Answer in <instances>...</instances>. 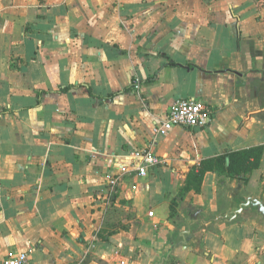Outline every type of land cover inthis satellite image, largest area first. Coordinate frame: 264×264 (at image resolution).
I'll list each match as a JSON object with an SVG mask.
<instances>
[{
    "label": "crops",
    "instance_id": "0c3cea01",
    "mask_svg": "<svg viewBox=\"0 0 264 264\" xmlns=\"http://www.w3.org/2000/svg\"><path fill=\"white\" fill-rule=\"evenodd\" d=\"M263 70L264 0H0V261L264 264L258 217L196 222L264 194ZM188 98L210 122L153 139ZM139 148L160 162L109 189Z\"/></svg>",
    "mask_w": 264,
    "mask_h": 264
},
{
    "label": "built area",
    "instance_id": "2783aa9c",
    "mask_svg": "<svg viewBox=\"0 0 264 264\" xmlns=\"http://www.w3.org/2000/svg\"><path fill=\"white\" fill-rule=\"evenodd\" d=\"M138 84V82L135 83V88L139 86ZM210 120L211 110L205 102L194 98L178 99L171 104L167 116L153 125L152 136L155 139L156 136L165 135L173 127L178 126L201 128ZM130 159L131 163L121 166L118 174L107 178L106 183L109 189L113 190L118 186L124 175L135 172L137 176H144L148 167L160 162L151 148L131 151ZM132 189L135 190L136 185H132ZM0 264H29V256L24 251H8Z\"/></svg>",
    "mask_w": 264,
    "mask_h": 264
},
{
    "label": "water",
    "instance_id": "95a60500",
    "mask_svg": "<svg viewBox=\"0 0 264 264\" xmlns=\"http://www.w3.org/2000/svg\"><path fill=\"white\" fill-rule=\"evenodd\" d=\"M237 75L241 74L237 73ZM251 216H256L264 221V194H241L239 191L232 189L229 206L225 211L209 216L207 219L197 217L196 222L201 227V223L218 225Z\"/></svg>",
    "mask_w": 264,
    "mask_h": 264
},
{
    "label": "trees",
    "instance_id": "16d2710c",
    "mask_svg": "<svg viewBox=\"0 0 264 264\" xmlns=\"http://www.w3.org/2000/svg\"><path fill=\"white\" fill-rule=\"evenodd\" d=\"M134 86V82L132 83V86ZM130 89L127 88L126 90ZM260 148H253V149H248V150H243V151H234V152H227L224 155H220L217 159H214L211 166L214 165L215 170L217 171L218 174H226L229 177H244L246 174H248L253 168H255L258 164L259 158H260ZM254 157V162L243 165L244 161L248 157ZM206 168V166H205ZM202 173H200L201 175ZM199 175V176H200ZM198 181L201 180V178H198ZM187 184V187L185 190L188 189L189 186L193 185L195 186L196 184H190V180Z\"/></svg>",
    "mask_w": 264,
    "mask_h": 264
}]
</instances>
